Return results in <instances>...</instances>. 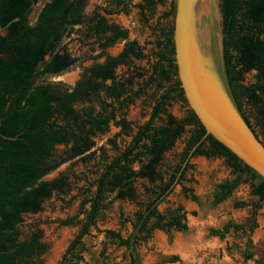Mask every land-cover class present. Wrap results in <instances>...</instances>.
<instances>
[{"label":"trees","instance_id":"trees-1","mask_svg":"<svg viewBox=\"0 0 264 264\" xmlns=\"http://www.w3.org/2000/svg\"><path fill=\"white\" fill-rule=\"evenodd\" d=\"M38 1L0 0V264H33L34 258L46 249L40 231L21 238L17 226L23 214L38 212L45 199L66 186L64 178L41 180L60 165L54 158L55 147L69 146V158H85L96 149L104 156V147L96 148L94 137L104 133L110 123L119 128L107 140L117 153L109 160L102 156V170L91 183L94 190H85L89 196L80 205L84 213L81 227L58 264H81L83 238L96 227L101 211L107 207L108 194L115 193L116 199L136 202L138 206L133 219H120L122 227L127 222L132 226L128 237L106 231L112 241L128 251L129 264H140L135 247L146 242L155 230L168 234L185 231L186 213L181 207L160 212L158 206L176 184L188 198L197 200L193 189L183 184L192 181L185 175L193 169V157L223 158L235 174L234 179L215 186L214 204L226 200L240 183H248L258 198L252 207L259 208L264 201V179L215 138L205 136L204 127L187 105L174 63L175 0L151 28L157 39L149 56L137 40L129 38L128 30L109 23L99 9L86 17L88 0H48L31 20ZM113 3L121 12L129 13L130 5L125 0ZM164 4L165 0H139L134 7L147 24V16H153L157 6ZM219 8L230 90L258 138L256 128L264 131V0H219ZM102 11L106 15L113 12L106 8ZM76 26H84L94 37L99 52L73 85L48 82V77L60 75L79 62L60 48ZM118 42H123L121 51L109 54L107 50ZM135 60H147L149 68L135 67ZM120 67L132 68V74L117 75ZM250 72L254 73L253 82L245 84L244 74ZM149 90L153 91L150 117L133 131L125 118L117 117V112ZM90 100H95L99 111L83 105ZM176 102L186 107L182 118L169 111ZM77 104L83 106L76 107ZM185 133L188 136L183 149L165 163V154ZM120 135L131 137L122 150L115 140ZM135 163H139L138 169L133 168ZM138 181L142 182L144 200L138 199ZM245 205L235 203L236 207ZM61 223L73 224L74 218ZM255 226L253 223L250 231ZM229 228L238 231L242 226L228 224L222 231H213V235L223 237ZM247 258H251L250 253Z\"/></svg>","mask_w":264,"mask_h":264},{"label":"rangeland","instance_id":"rangeland-1","mask_svg":"<svg viewBox=\"0 0 264 264\" xmlns=\"http://www.w3.org/2000/svg\"><path fill=\"white\" fill-rule=\"evenodd\" d=\"M48 0H39L33 6L30 15L34 20L37 12ZM130 6L129 13L121 12L114 6L113 0H88L84 11L86 17L92 15L95 9L104 15L109 23H115L128 30L129 38L135 39L143 47L145 55L149 56L155 47L157 33L154 27L162 13L168 10L171 0H165L163 6H157L153 16H147L146 24L139 10L134 7L139 0H125ZM113 10L112 14L106 15L102 9ZM76 31L66 36L60 45L62 51H66L72 57L79 60L74 66L60 75L48 77V82H62L73 85L80 77L84 67L89 66L99 50L95 39L89 36L84 26H76ZM123 47V42L116 43L107 52L111 55L118 54ZM153 59L151 60V62ZM134 66L148 69L147 60L134 61ZM133 69L120 67L116 70L117 75L130 76ZM253 72L244 74V83L253 82ZM140 81V80H139ZM152 90L142 97L135 99L133 103L117 112L118 118H125L130 127L135 131L145 123L151 113ZM84 106L94 107L99 111L95 100H90ZM77 104L76 107L83 106ZM169 111L176 118L185 115L186 107L180 102L173 103ZM188 130V127H187ZM261 139L264 141V131L256 128ZM119 128L110 123L104 133H97L94 137L96 148L103 146L105 155L94 148L95 152L85 158H69L66 151L69 146L58 145L55 147L54 158L60 162L59 167L44 177L45 180L64 178L66 186L61 190L54 191L50 198L45 199L41 209L36 213L22 215L23 221L17 226L21 238L27 237L33 231L41 232V242L45 245V251L34 258L33 264H58L69 243L74 239L81 227L84 213L81 203L88 198L85 190H94L91 183L102 170V159L108 160L116 155L107 140L113 138ZM188 133L179 138L173 148L165 154L164 162L168 163L174 155L181 152L185 145ZM116 143L122 150L131 140L130 136L120 135ZM103 156V158H102ZM193 169L186 173V178L192 180L184 182V186L193 189L196 201L191 200L182 192L181 185L176 184L170 195L159 204L160 212L169 208L181 207L186 213L187 229L183 232L170 234L155 230L146 242H139L135 251L140 264H264V201L259 203V208L254 210L252 203L258 202V198L252 194L248 183H240L224 201L214 204L213 191L219 183L232 180L235 174L228 167L223 158L193 157L190 160ZM139 163L133 165L138 169ZM141 181L136 182L139 200H144ZM105 202L107 207L101 211L95 228H91L89 235L83 238L84 251L81 264H129L128 251L112 241L107 236V230L119 232L123 237H128L132 232L129 222L122 227L121 218L133 219L138 206L136 202L116 199L115 193L108 194ZM236 202L246 203L243 207H236ZM88 204L86 205V208ZM74 218L73 224H62L61 221ZM253 223L256 226L250 231ZM228 224L242 226L236 231L232 228L224 233L223 237L213 235V231H222ZM184 241V243H182ZM178 242H181L179 248ZM188 242V243H186ZM249 242V244H248ZM251 258H247L248 254ZM173 257H176L173 260Z\"/></svg>","mask_w":264,"mask_h":264},{"label":"water","instance_id":"water-1","mask_svg":"<svg viewBox=\"0 0 264 264\" xmlns=\"http://www.w3.org/2000/svg\"><path fill=\"white\" fill-rule=\"evenodd\" d=\"M173 24L177 77L205 136L264 179V145L246 123L228 83L219 0H175Z\"/></svg>","mask_w":264,"mask_h":264},{"label":"bare ground","instance_id":"bare-ground-1","mask_svg":"<svg viewBox=\"0 0 264 264\" xmlns=\"http://www.w3.org/2000/svg\"><path fill=\"white\" fill-rule=\"evenodd\" d=\"M182 243H184V241H183ZM182 243H181V242H178V246H179V248L182 247V246H181ZM186 243H188V242H186Z\"/></svg>","mask_w":264,"mask_h":264},{"label":"flooded vegetation","instance_id":"flooded-vegetation-1","mask_svg":"<svg viewBox=\"0 0 264 264\" xmlns=\"http://www.w3.org/2000/svg\"><path fill=\"white\" fill-rule=\"evenodd\" d=\"M255 132H256L258 138L261 140V137L259 136L258 132H257V131H255ZM263 142H264V141H263Z\"/></svg>","mask_w":264,"mask_h":264},{"label":"crops","instance_id":"crops-1","mask_svg":"<svg viewBox=\"0 0 264 264\" xmlns=\"http://www.w3.org/2000/svg\"><path fill=\"white\" fill-rule=\"evenodd\" d=\"M139 2V1H138ZM137 4V3H136ZM151 110H152V107H151Z\"/></svg>","mask_w":264,"mask_h":264}]
</instances>
